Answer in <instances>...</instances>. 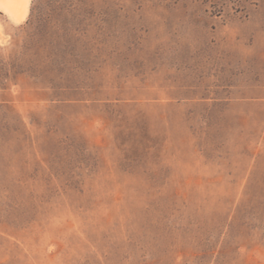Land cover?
<instances>
[{
    "label": "rangeland",
    "instance_id": "1",
    "mask_svg": "<svg viewBox=\"0 0 264 264\" xmlns=\"http://www.w3.org/2000/svg\"><path fill=\"white\" fill-rule=\"evenodd\" d=\"M0 264H264V0H0Z\"/></svg>",
    "mask_w": 264,
    "mask_h": 264
}]
</instances>
